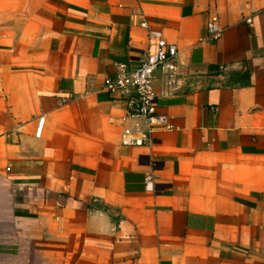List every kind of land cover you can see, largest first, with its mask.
I'll return each instance as SVG.
<instances>
[{
    "label": "crops",
    "instance_id": "crops-1",
    "mask_svg": "<svg viewBox=\"0 0 264 264\" xmlns=\"http://www.w3.org/2000/svg\"><path fill=\"white\" fill-rule=\"evenodd\" d=\"M150 31L175 129L123 147L103 80ZM0 264H264V0H0Z\"/></svg>",
    "mask_w": 264,
    "mask_h": 264
},
{
    "label": "built area",
    "instance_id": "built-area-1",
    "mask_svg": "<svg viewBox=\"0 0 264 264\" xmlns=\"http://www.w3.org/2000/svg\"><path fill=\"white\" fill-rule=\"evenodd\" d=\"M250 23L251 19L246 18ZM146 27V22L141 23ZM209 40L220 38L223 28L213 15L207 22ZM149 46L144 55L135 64L118 62L112 74L103 80L106 91L123 97L127 101L126 116L133 124L122 129L119 143L123 147L152 146L160 132L172 131L175 126L168 115L158 110L157 99L160 96L155 89V74L161 73L162 95H171L180 80L176 45L168 43L159 32L150 31L147 35ZM44 117L38 119L36 135L41 132ZM152 180L146 176V182Z\"/></svg>",
    "mask_w": 264,
    "mask_h": 264
},
{
    "label": "trees",
    "instance_id": "trees-1",
    "mask_svg": "<svg viewBox=\"0 0 264 264\" xmlns=\"http://www.w3.org/2000/svg\"><path fill=\"white\" fill-rule=\"evenodd\" d=\"M245 82L242 84L243 86H246L249 84V76H245Z\"/></svg>",
    "mask_w": 264,
    "mask_h": 264
}]
</instances>
